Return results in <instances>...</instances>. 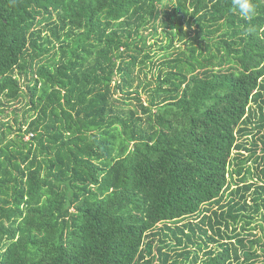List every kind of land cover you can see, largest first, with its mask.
I'll return each instance as SVG.
<instances>
[{"label":"trees","instance_id":"1","mask_svg":"<svg viewBox=\"0 0 264 264\" xmlns=\"http://www.w3.org/2000/svg\"><path fill=\"white\" fill-rule=\"evenodd\" d=\"M255 2L0 0V264H264Z\"/></svg>","mask_w":264,"mask_h":264},{"label":"clouds","instance_id":"2","mask_svg":"<svg viewBox=\"0 0 264 264\" xmlns=\"http://www.w3.org/2000/svg\"><path fill=\"white\" fill-rule=\"evenodd\" d=\"M230 11L242 20L251 22L257 15V5L255 0H230ZM250 32L251 29L246 28L244 35H248Z\"/></svg>","mask_w":264,"mask_h":264},{"label":"rangeland","instance_id":"3","mask_svg":"<svg viewBox=\"0 0 264 264\" xmlns=\"http://www.w3.org/2000/svg\"><path fill=\"white\" fill-rule=\"evenodd\" d=\"M158 50V49H157ZM159 51V50H158ZM160 53H162V52H160ZM144 96V95H143ZM22 106H23V104H21V103H19L18 105H17V107H21V110H19V114H21L22 113V111H23V109H22ZM6 120H8V119H13V115L10 113L9 114V116H7L6 118H5ZM257 131V129H255V132ZM31 136V134L30 135H28L26 138L28 139L29 137ZM249 138H250V142H252V139H253V136H249ZM244 154L246 155V156H248V155H250V151H248V150H244ZM258 154H260L259 152H258ZM249 164H254L253 163V161H249ZM238 178V177H237ZM250 180V179H249ZM258 182V181H257ZM234 188L236 187L235 185L233 186ZM228 196L229 197H235L236 195H231L230 196V193L228 194ZM250 211H247V212H245V213H249ZM240 225V227H241V225H244V223L242 222V223H240L239 224ZM248 231H253L257 236H254V237H258V236H262V230H261V228H260V226H258V222H257V219L254 221V222H252V224L249 226V229H248ZM257 246H260V245H257ZM206 250V249H205ZM204 250V251H205ZM204 251H199L200 252V258H203V257H205V255H204ZM262 252V249H260L259 250V252ZM171 254L172 255H175V252L174 251H172L171 252ZM172 257H174V256H172Z\"/></svg>","mask_w":264,"mask_h":264}]
</instances>
